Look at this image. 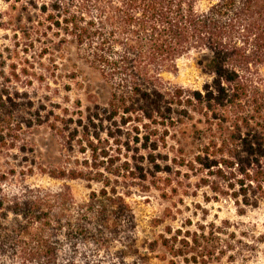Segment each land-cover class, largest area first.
Segmentation results:
<instances>
[{"label":"trees","instance_id":"1","mask_svg":"<svg viewBox=\"0 0 264 264\" xmlns=\"http://www.w3.org/2000/svg\"><path fill=\"white\" fill-rule=\"evenodd\" d=\"M9 4L0 14L11 38L0 49V264H214L234 252L221 239L233 238L228 222L165 218L152 223L162 226L156 238H143L129 200L156 189L165 200L204 192L240 215L264 206V0ZM72 49L110 88L105 105L90 92L84 111L81 100H54L84 89ZM192 54L209 55L201 90L165 79ZM41 129L61 144L56 165L36 156ZM37 176L63 184L31 183ZM71 182L86 184V201Z\"/></svg>","mask_w":264,"mask_h":264},{"label":"rangeland","instance_id":"2","mask_svg":"<svg viewBox=\"0 0 264 264\" xmlns=\"http://www.w3.org/2000/svg\"><path fill=\"white\" fill-rule=\"evenodd\" d=\"M9 5V0H0V14L6 13L9 10ZM10 39L9 33L0 30V49L11 45ZM70 55L73 63L82 71L84 89H79L73 84L70 94L61 91L60 96L55 97L54 100L68 106L77 100H81L84 111L89 106L87 97L90 92L98 98L101 105H105L110 97V88L83 62L77 60L74 49L71 50ZM208 58V54H192L178 62L176 74H166L165 79L177 86L201 90L203 85L210 80L205 72ZM65 59L59 61L60 73L63 76V79L60 80L61 87L69 85V48ZM63 99L69 101V104H65L66 102ZM31 140L35 145L36 156L45 165H56L62 158L61 144L49 130H38ZM30 182L51 188H58L63 184L38 176ZM69 186L78 203L87 200L89 190L85 183L71 182ZM161 195L162 192L153 189L148 194L137 193L129 200L138 217L143 238H156L162 231V226L159 225V227L153 228L151 227L152 223L155 220L163 221L165 218L167 223L174 221L173 225L175 227H178V224L184 219H192L194 223L205 225L213 223L217 226H220L223 222H228L236 226L229 233V236L232 235L233 238L231 236L229 240L227 236H222L221 239L224 242L231 243L235 250L214 264H264V206L258 209H250L245 214L240 215L231 201L221 200L206 203L204 192H199L195 196L190 194L191 197L181 194L171 200H165ZM168 209L171 210V214L167 213ZM231 257H234V259H231Z\"/></svg>","mask_w":264,"mask_h":264}]
</instances>
